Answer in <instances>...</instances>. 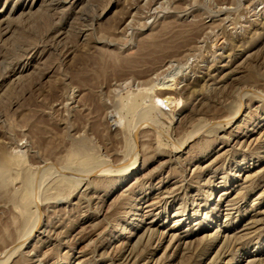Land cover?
<instances>
[{"label":"rangeland","instance_id":"374dc122","mask_svg":"<svg viewBox=\"0 0 264 264\" xmlns=\"http://www.w3.org/2000/svg\"><path fill=\"white\" fill-rule=\"evenodd\" d=\"M0 264H264V0H0Z\"/></svg>","mask_w":264,"mask_h":264},{"label":"bare ground","instance_id":"6f19581e","mask_svg":"<svg viewBox=\"0 0 264 264\" xmlns=\"http://www.w3.org/2000/svg\"><path fill=\"white\" fill-rule=\"evenodd\" d=\"M169 82V81H168ZM156 87V86H155ZM170 87H171V84H167V83H159L158 85H157V90H159V92H161V93H163V94H165L166 95V97H165V100H164V102L165 103H167V104H171V101L172 100H174V99H171L168 95L170 94ZM233 118H230V121L232 120ZM229 121V120H228ZM228 124V123H227ZM128 163V162H127ZM95 169H98V168H95ZM95 169H92V170H95ZM125 169L126 168H121L120 169V171L122 172V171H125ZM99 170H100V168H99ZM105 171V170H104ZM87 172H90V171H87ZM84 173V174H81V175H79V176H82V177H86V176H88L90 173ZM94 172V171H93ZM92 172V173H93ZM98 173V172H97ZM101 173H103V172H101ZM62 174V173H61ZM100 174V173H99ZM126 174H129V173H126ZM100 175H102V174H100ZM66 176V175H65ZM67 178V177H66ZM33 189V188H32ZM33 191V190H32ZM35 191V190H34ZM33 191V192H34ZM31 192V191H30ZM33 192H31L32 194H33ZM19 199H21V198H19ZM22 199H26V198H24V197H22ZM19 201V200H18ZM21 201V200H20ZM36 206V205H35ZM30 216H31V214H30ZM29 218H31V217H29ZM24 219V218H23ZM22 223V222H21ZM25 223V222H24ZM28 223H29V221H28ZM35 225H36V223H35ZM28 226V225H27ZM25 227V226H24ZM31 227H33V226H31ZM30 227V229L32 230V228ZM20 229H22V228H20ZM19 229V230H20ZM35 229V228H34ZM28 233V232H27ZM26 233V235H27V237L29 236V234H31V233H28L27 234ZM22 236H24V235H22ZM25 237V236H24ZM23 237V238H24ZM27 239V238H26ZM24 240H25V238H24ZM21 242H23L22 240L19 242V243H21ZM15 245H17V242L16 243H14ZM12 247V246H11ZM14 247V246H13ZM12 247V248H13ZM10 248V247H9ZM11 248V249H12ZM5 252V251H4Z\"/></svg>","mask_w":264,"mask_h":264}]
</instances>
